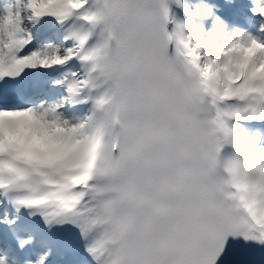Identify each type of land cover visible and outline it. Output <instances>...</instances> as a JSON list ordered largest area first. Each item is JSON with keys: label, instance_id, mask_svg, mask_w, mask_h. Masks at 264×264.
Listing matches in <instances>:
<instances>
[{"label": "snow or ice", "instance_id": "snow-or-ice-1", "mask_svg": "<svg viewBox=\"0 0 264 264\" xmlns=\"http://www.w3.org/2000/svg\"><path fill=\"white\" fill-rule=\"evenodd\" d=\"M171 4L188 11L182 0H0V80L79 65L52 81L59 102L0 107L61 129L58 156L0 146V206L77 227L94 264H216L229 237L264 244V0H252L255 34L219 17L189 26ZM209 16L203 0L189 12ZM43 18L62 43L21 55ZM65 102L88 108L69 118Z\"/></svg>", "mask_w": 264, "mask_h": 264}, {"label": "clouds", "instance_id": "clouds-1", "mask_svg": "<svg viewBox=\"0 0 264 264\" xmlns=\"http://www.w3.org/2000/svg\"><path fill=\"white\" fill-rule=\"evenodd\" d=\"M0 127L5 129V136L0 140V146H15L22 155L34 158L38 154L44 157L58 156L61 154L58 138L61 129L45 128L40 124L35 114L25 110H8L0 114ZM13 128L17 135H9L8 129ZM31 134V140L25 144L24 136Z\"/></svg>", "mask_w": 264, "mask_h": 264}, {"label": "bare ground", "instance_id": "bare-ground-1", "mask_svg": "<svg viewBox=\"0 0 264 264\" xmlns=\"http://www.w3.org/2000/svg\"><path fill=\"white\" fill-rule=\"evenodd\" d=\"M189 0H182V4L185 5ZM186 6V5H185ZM184 22H186L187 25L191 26L187 19L185 18ZM31 31H32V35H35L38 31V29L35 27L31 28ZM70 65H65L64 67L63 66H60L59 68H51V70H48V74L49 77H48V81H53L55 79H59L61 77V74L65 71V67H68ZM79 67V65L77 64V68Z\"/></svg>", "mask_w": 264, "mask_h": 264}, {"label": "rangeland", "instance_id": "rangeland-1", "mask_svg": "<svg viewBox=\"0 0 264 264\" xmlns=\"http://www.w3.org/2000/svg\"><path fill=\"white\" fill-rule=\"evenodd\" d=\"M193 6H194V3L191 2V3L189 4L188 10L192 9ZM34 40H35V39H34V37H33L32 40L30 41V43H31V42H34ZM43 45H44V44H43ZM43 45H41V46H35V47H33V49H35V48H37V47H42ZM65 116H66V115H65ZM66 117H68V116H66ZM69 118H70V117H69Z\"/></svg>", "mask_w": 264, "mask_h": 264}]
</instances>
